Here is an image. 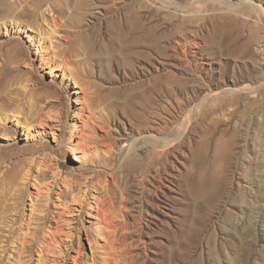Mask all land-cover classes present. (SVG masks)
<instances>
[{
  "label": "rangeland",
  "instance_id": "1",
  "mask_svg": "<svg viewBox=\"0 0 264 264\" xmlns=\"http://www.w3.org/2000/svg\"><path fill=\"white\" fill-rule=\"evenodd\" d=\"M16 107L0 264H264V0H0Z\"/></svg>",
  "mask_w": 264,
  "mask_h": 264
},
{
  "label": "bare ground",
  "instance_id": "2",
  "mask_svg": "<svg viewBox=\"0 0 264 264\" xmlns=\"http://www.w3.org/2000/svg\"><path fill=\"white\" fill-rule=\"evenodd\" d=\"M193 43L195 44L196 41L193 40ZM73 79L75 81V78H73ZM20 112H21L20 107H16L14 109V112H13L12 116L11 115H8V114H5V113L0 114V123L1 122L2 123H5L7 120H10V119H12L14 117H17L16 118V121L18 123H20V122L24 123L25 128L29 129L30 126H31V122H27V120L25 118L19 117L18 116V113H20ZM14 115H17V116H14ZM20 119H22L23 121H20ZM158 140H160V139L158 138ZM166 144L168 145V144H171V143L170 142H168V143H165L164 142V145L161 148H159L160 146H155L153 148V150L146 156L145 168L143 170H141L143 173L141 175L135 177V178H138V177H141L142 178L143 177V174H146V172L150 168H154V175H156V176H159V174H161L162 172H164L166 170L167 162L164 160V158H165V156L167 154V152H166L167 151V149H166V146L167 145ZM133 158L134 157H131V155H128L125 158V160L123 162V165H122L124 168H126L128 166V168L132 172H134L135 171V168L137 167V166H135V161L136 160L133 159Z\"/></svg>",
  "mask_w": 264,
  "mask_h": 264
}]
</instances>
